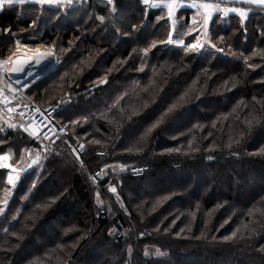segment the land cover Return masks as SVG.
I'll return each instance as SVG.
<instances>
[{
  "label": "trees",
  "instance_id": "16d2710c",
  "mask_svg": "<svg viewBox=\"0 0 264 264\" xmlns=\"http://www.w3.org/2000/svg\"><path fill=\"white\" fill-rule=\"evenodd\" d=\"M87 1L66 9L28 3L0 10V59L11 55L16 40L31 48L55 44L58 62L36 69L34 76L43 78L27 94L45 106L69 98L56 121L74 144L84 145L81 167L62 140L44 144L0 120V149L11 148L13 162L24 149L39 156L14 188L6 182L9 170L0 169V199L11 189L7 205L0 204V264H264V217L248 215L264 207V156L249 154L264 147V119L250 130L245 124L250 113L264 116V58L253 55L264 50L263 7L243 27L236 14L213 18L212 33L231 46L225 53L207 47L186 53L184 46L159 43L171 29L165 9L116 0L112 14L107 0ZM192 17L189 9L177 11L173 37L185 45L200 35L187 33ZM153 41L145 56L141 49ZM106 73L107 83L99 84ZM190 89L188 101L140 142ZM230 138L240 143L229 148ZM134 146L142 151H126ZM137 168L139 175L132 172ZM96 171L98 184L91 179ZM44 204L50 207H37ZM246 223L255 234L245 230L244 239L238 233L223 240ZM95 246L100 255L92 260Z\"/></svg>",
  "mask_w": 264,
  "mask_h": 264
},
{
  "label": "snow or ice",
  "instance_id": "6c2138e0",
  "mask_svg": "<svg viewBox=\"0 0 264 264\" xmlns=\"http://www.w3.org/2000/svg\"><path fill=\"white\" fill-rule=\"evenodd\" d=\"M74 2L76 0H0V10H3L5 5L12 6V5H25L28 3L38 5L40 6V9L42 10L45 5L49 7H56L58 9H66L69 7H72ZM80 2H83V0H80ZM142 4L148 7L152 8H163L166 10L167 18L171 24V29L168 32L167 40L166 41H159V43H170V44H177V45H184V51L190 52H198L201 49L210 48L215 50V52L218 53H225L226 47L230 49V45L226 44V37L224 35H215L212 33L210 28V22L213 20L214 14H219V18L227 17L229 13H236L238 14L240 18V24L241 27L244 26V22L247 18L248 12L250 9L244 8V7H228L226 4H224V0H140ZM240 3L248 4V5H257L264 7V0H239ZM107 4L110 6V12L112 14H115L118 11V8L116 6V0H107ZM183 7H190L192 9H195V14L192 17V25L188 27L187 33H191L194 31H199L200 35L197 36L194 43L185 45V42L183 39L180 38H174L173 33L176 31L177 26V20H176V13L179 9ZM98 19L101 22H104L105 17L99 16ZM158 19H163V17H158ZM36 24V20L32 21V25L34 26ZM196 25H199V28L196 27ZM132 28L135 29L136 25L133 24ZM4 31H11V29H4ZM116 32H121L120 27L115 28ZM124 35H128L127 32L123 33ZM262 35H264V32H262ZM157 41H153L150 45L147 47H144L141 49V51L146 56L151 48L156 47ZM223 45V46H222ZM55 44L46 46L44 50H41L40 48L36 49H29L27 45H21L19 40H16L14 50H11V55L8 56L6 59H0V73L5 72H21L24 70V66L28 64L29 62H35V64L39 65L43 61L47 60L49 57H53L55 55ZM23 49V52H22ZM61 52L65 51L64 49H60ZM135 52L136 49H133ZM21 55H23V59H21ZM253 55H260L262 58H264V50H261L259 52H254ZM245 63L248 61V57H244ZM120 63H123L121 61ZM249 68L255 67L254 64H247ZM142 70V69H141ZM108 72H111L112 69H108ZM29 75H32L31 72L28 73ZM99 84H105L107 83V73L105 76L101 77L98 81ZM195 84V81L193 82ZM227 84V81L225 82ZM6 87L12 91H17L15 88H12L11 84L6 85ZM191 91H185L179 99L169 105L167 109L161 114V116L151 124V126L145 131L144 135L140 138V142H143L148 136L151 135V133L157 129L161 124L164 123L165 119L170 115L175 113V111L178 109V107L182 103H186L188 101L189 92ZM255 99V97H253ZM0 103L8 104L9 100L8 97L5 96V89L0 88ZM13 108H8V112H13ZM41 109L37 108L36 112H40ZM235 111V109H233ZM23 113H20V116L23 117ZM226 118V117H225ZM32 122L28 125H25L21 123L19 127L23 128L25 132H29L32 136H37L39 129L36 126V123L34 121V118H31ZM83 119H87V117H84ZM264 119V116H258L254 113H250L249 117L245 119V124L248 126V129L250 130L255 124H259L261 120ZM69 123L75 125L78 124V120H71ZM9 127L16 128L17 124L9 122ZM197 127H200L197 125ZM63 130V129H61ZM45 138H48V133H44ZM96 144H99L100 141L96 140L94 141ZM0 143H3V141H0ZM239 144L240 140H232L230 138V143L228 144V147L231 148L232 144ZM80 149L83 150L84 145L80 144ZM188 147L191 151H199L198 148L192 147V141H189ZM126 151L128 152H140L142 151L139 147H131L127 148ZM166 152L172 153V152H180V148H167L165 149ZM28 149H24L23 152L19 155L18 159L13 162V157L15 153L11 148H8L6 151L3 149H0V169H8L7 172V184L11 185L13 188L15 187V182L17 179H19V173L23 170L21 168H18L17 165L25 160V156L23 153H28ZM73 152H76V149H73ZM103 155V153H100ZM237 154V153H233ZM250 155H261L264 156V147H260L256 153H249ZM29 155H31L29 153ZM77 160L80 162L81 167L84 166V161L80 157L79 153L76 154ZM37 159H39V156L37 155ZM207 159L211 160L213 159L212 156H208ZM33 163L36 162V160L32 161ZM109 167V166H106ZM121 169H123L125 166L120 165ZM101 173H97V175H100ZM94 178V177H93ZM35 185L33 184V187ZM111 192L115 193L116 188L111 187L109 189ZM4 198L0 199V204L7 205L8 203V196L11 193V189L5 188L4 190ZM53 202L56 199H59V197H53ZM119 196H117V200H119ZM162 200L168 199V197H162ZM97 204L102 205L103 201L99 198V193H97ZM157 203H160L158 201ZM123 207V205H121ZM37 207H50V204H44V205H37ZM199 207V205H197ZM217 207H220V205H217ZM5 211L4 207H0V214H3ZM256 213H259L260 216L264 217V207H254L249 210L248 215L254 216ZM194 215V214H193ZM210 215V214H209ZM228 221L226 220L225 223ZM251 223V222H250ZM223 227V225H221ZM247 231L249 233V237L252 234L256 233V228L250 227L249 224H242L241 226L237 227L234 231L231 232L230 235L224 236L223 240L225 242L233 241L237 238V235L239 233V238L244 239V231ZM155 231H159V229H155ZM183 231V229H181ZM13 235H17L16 233H13ZM143 235V233H141ZM203 235V234H202ZM129 254H131V247L128 249ZM260 251L264 252V248H261ZM157 253L159 254V249H157ZM144 255H149L148 250L145 249Z\"/></svg>",
  "mask_w": 264,
  "mask_h": 264
},
{
  "label": "built area",
  "instance_id": "2783aa9c",
  "mask_svg": "<svg viewBox=\"0 0 264 264\" xmlns=\"http://www.w3.org/2000/svg\"><path fill=\"white\" fill-rule=\"evenodd\" d=\"M10 81H13L9 77ZM37 82V79L33 81V83ZM31 85H25L20 87H14L17 91L11 92L9 95L14 99V114L15 121L17 124V127L20 130H23V128L19 127L21 123L28 125L32 122L31 118H34V121L36 123V126L40 130V135L38 137L32 136L35 139H38L42 141L44 144H49L53 142L55 139L62 140L63 144L76 156L77 153H79L80 157L83 160L82 154L83 150L80 149V145L74 144L70 139V131L67 127L62 126L57 123L56 121V115L60 113L64 106L68 105L71 100L64 99V100H58L57 102L50 104V105H41L31 99L27 95V90ZM39 108L41 111L38 113L36 112V109ZM20 113H23V117L20 116ZM63 129V130H61ZM29 134V132H26ZM44 133H48V138H45ZM30 135V134H29ZM73 149H76V152H73ZM29 150V149H28ZM29 153L31 155H29ZM100 153H103L101 155ZM98 156H105V152L103 150L98 151ZM25 159L29 160L32 156V151L29 150L28 153H24ZM84 161V160H83ZM180 165H175V167H179ZM142 168L133 169V174L139 175L142 173ZM97 173H100V171H96L91 174V179L94 183L98 184L100 183V175H97ZM94 177V178H93ZM111 181H108L105 183V186H109ZM104 213V211H102Z\"/></svg>",
  "mask_w": 264,
  "mask_h": 264
},
{
  "label": "rangeland",
  "instance_id": "374dc122",
  "mask_svg": "<svg viewBox=\"0 0 264 264\" xmlns=\"http://www.w3.org/2000/svg\"><path fill=\"white\" fill-rule=\"evenodd\" d=\"M88 1L87 0H83V2H80V0H76V2H74V4H73V6H75L76 4H78V5H80L81 3H87ZM13 6V5H12ZM45 6H47V5H45ZM72 6V7H73ZM7 7H11V6H8V5H5V7L4 8H7ZM49 7V6H48ZM54 7V6H53ZM263 9H264V7H263ZM176 16H177V13H176ZM185 42V41H184ZM21 45H25V44H22L21 43ZM45 46V45H44ZM177 46H179V47H183L184 45H177ZM39 47V46H38ZM37 47V48H38ZM28 48L29 49H36V48H31V47H29L28 46ZM22 52H23V50H22ZM58 55H57V53H56V49H55V55L53 56V57H49L47 60H45V61H43L41 64H39V65H37V64H35V66L32 68V70L30 71L31 73H32V75H29L28 74V76H27V78H26V80H23V81H18V82H16V84L15 85H13V86H16V87H20V86H25V85H33V84H35V83H33V81H34V79L32 80V81H30L29 83H27V82H25V81H28V80H30V79H32L33 77H34V73H36L35 72V69H36V67H38V66H50V68H51V66L53 67V65L55 64V62H58ZM142 69H144V68H142ZM43 78V75L42 74H40V72H39V75H38V78H37V82L38 81H40L41 79ZM0 80H2L3 82H6L7 83V85H8V82H10V79H9V72H5V73H0ZM11 83V82H10ZM30 86V87H31ZM29 87V88H30ZM13 88V87H12ZM28 88V89H29ZM10 94V93H9ZM9 94H6V95H9ZM28 95V94H27ZM50 104H52V103H49V104H47V105H50ZM13 116V115H12ZM14 123H16V121H13ZM34 155H36V154H34L33 153V151H32V156H31V158L29 159V160H24L23 162H22V164L24 165V169L25 170H28V168H30V167H32L33 165H36L37 164V161H38V159H37V156H35L34 157ZM37 159V160H36ZM33 160H36V162L35 163H33L32 161ZM101 175V174H100ZM101 180V179H100ZM110 186H113V184H111L110 183V185L108 186V187H110ZM92 254L89 256V258H92V260H93V258H98L99 257V255H100V250H98V248H97V246H95V247H93L92 249Z\"/></svg>",
  "mask_w": 264,
  "mask_h": 264
},
{
  "label": "crops",
  "instance_id": "0c3cea01",
  "mask_svg": "<svg viewBox=\"0 0 264 264\" xmlns=\"http://www.w3.org/2000/svg\"><path fill=\"white\" fill-rule=\"evenodd\" d=\"M224 4H226L228 7H244V8H247V9H250V11L248 12V14L253 11L254 9H256V7H259L257 5H248V4H243V3H240L239 0H224ZM181 9H189L191 11H193V15L195 14V9H192L190 7H183ZM179 9V10H181ZM233 14H236V13H229V15H233ZM219 14H214L213 18L215 16H217ZM238 15V14H236ZM248 16V15H247ZM40 68V66L36 67V69L38 70ZM36 69H35V72H36ZM11 82V83H10ZM8 82V85L11 84V86L14 88L16 86H13L15 85L14 84V81H10ZM7 83L6 82H3L2 80H0V88H4L5 89V93L6 94H9L11 93L12 91H10L7 87H6ZM13 115V114H12ZM11 114H9L6 110L5 107H3L1 104H0V120L6 124L7 127H9V122L11 123H14L13 121H15V116H12ZM16 124V123H15ZM11 128V127H9ZM13 129V128H12ZM18 168H21L23 169L20 173H19V178L20 176L24 173L25 169H24V165L23 164H18L17 165ZM18 179L16 180L15 184L17 183Z\"/></svg>",
  "mask_w": 264,
  "mask_h": 264
},
{
  "label": "water",
  "instance_id": "95a60500",
  "mask_svg": "<svg viewBox=\"0 0 264 264\" xmlns=\"http://www.w3.org/2000/svg\"><path fill=\"white\" fill-rule=\"evenodd\" d=\"M21 59H23V55H21L20 57ZM35 66V62H29L28 64H26L24 66V70L21 72H9V77L13 80V81H23L26 80L28 73L32 70V68ZM39 75V74H38ZM38 75L34 76L32 79L25 81L27 83H29L30 81H32L33 79L36 80L38 78ZM5 96L8 97L9 103L8 104H4V103H0L3 107L6 108L7 112H8V108H13L14 105V99L10 96V95H6ZM9 113V112H8ZM9 114H14V111L9 113ZM38 128V127H37ZM39 129V128H38ZM40 130L38 132V135L35 137H38L40 135ZM58 141V139H55L53 141V143H56Z\"/></svg>",
  "mask_w": 264,
  "mask_h": 264
},
{
  "label": "bare ground",
  "instance_id": "6f19581e",
  "mask_svg": "<svg viewBox=\"0 0 264 264\" xmlns=\"http://www.w3.org/2000/svg\"><path fill=\"white\" fill-rule=\"evenodd\" d=\"M46 46H44V45H40L38 48H40L41 50H44V48H45ZM23 50V49H22Z\"/></svg>",
  "mask_w": 264,
  "mask_h": 264
}]
</instances>
